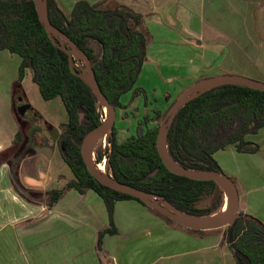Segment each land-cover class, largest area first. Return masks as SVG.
Here are the masks:
<instances>
[{"label":"trees","instance_id":"trees-1","mask_svg":"<svg viewBox=\"0 0 264 264\" xmlns=\"http://www.w3.org/2000/svg\"><path fill=\"white\" fill-rule=\"evenodd\" d=\"M45 3L49 21L86 55L101 91L114 108L122 107L120 97L126 92L132 90V98L142 92L134 87L147 58V38L138 28L141 14L121 4L102 7L100 2L87 0H77L68 12L55 0ZM0 49L21 57L14 81L17 87L29 68L43 99L61 98L68 119L61 135L60 151L73 178L64 188L47 192L49 204L67 188L80 193L86 189L97 192L109 218V227L101 232L100 242L102 234L115 232L112 215L116 200L131 198L144 204L137 197L101 184L82 160L81 142L102 121V108L88 85L71 71L68 55L49 39L33 0H0ZM148 121L149 116L145 115L137 122L136 133L121 141L113 124L107 139L109 151L108 147L105 149L107 174L119 182L159 195L187 214L206 216L217 212L222 205L221 187L213 180L191 179L169 171L156 149L158 126H149ZM262 126L264 91L220 85L190 99L177 111L167 132L169 154L184 168L223 172L213 154L228 144H234L237 151L256 152L258 145L245 136L256 133ZM19 137L17 133L15 139ZM102 157V151H96L97 163ZM208 197L209 205L198 206ZM225 239L236 264H264V223L258 218L240 212L233 224L226 226Z\"/></svg>","mask_w":264,"mask_h":264},{"label":"crops","instance_id":"crops-1","mask_svg":"<svg viewBox=\"0 0 264 264\" xmlns=\"http://www.w3.org/2000/svg\"><path fill=\"white\" fill-rule=\"evenodd\" d=\"M55 1L65 10V0ZM76 1L72 0L70 6ZM87 1L100 2L102 7L121 4L141 14L138 28L147 38L145 61L167 58L170 63V56L186 49L189 61H185V70L192 76L211 64L210 50H214L217 58H213L211 68L226 65L224 38L231 28L225 19L234 15L226 10L228 0ZM65 7L66 11L71 9ZM202 33H217L222 41L211 49L204 47L200 41ZM230 37L238 45L234 42L228 57L238 58L257 73L264 72L253 59L244 61L245 57L240 56L243 52H239L250 47L261 49L264 41L252 35ZM203 48L206 52H202ZM155 53L159 55L156 57ZM20 62L17 53L0 49V264H236L224 235L191 231L131 198L114 202L115 232L102 234L99 242L101 232L109 227V218L97 192L86 189L80 193L67 188L49 204L47 192L64 188L73 178L57 146L49 158L24 154L14 166L15 179L2 159L19 132L11 88ZM21 87L30 104L49 124L59 128L67 122L61 98L43 99L29 68L25 69ZM245 137L258 145L256 152L237 151L234 144H228L213 156L223 172L234 177L242 212L264 223V126ZM24 190L37 192L38 200Z\"/></svg>","mask_w":264,"mask_h":264},{"label":"rangeland","instance_id":"rangeland-1","mask_svg":"<svg viewBox=\"0 0 264 264\" xmlns=\"http://www.w3.org/2000/svg\"><path fill=\"white\" fill-rule=\"evenodd\" d=\"M71 1L72 0H65V6L71 7ZM65 6L64 11L68 12L66 11L67 8ZM227 8V12H232L234 15L227 16L225 19L226 25L231 28V30L226 31L224 38L225 44L227 45L226 65L211 68V66L214 64V59L217 58V52H215L214 50H210L211 64L203 67L204 69L197 71V74H194L192 76L189 75V73L185 70L187 67L185 65V61H189V56L187 54L186 49L177 50L175 52L176 56H170L172 57V61L170 63L167 58L166 60L157 61L156 59H153V61H145L141 67V70L137 76L134 85V87L141 88L142 92H140L133 98L132 90L126 92L120 97L122 107L115 108L114 124L116 128V137L119 141L124 140L129 135L136 133L137 122L139 120H142L145 115L149 116V126H158L163 115L165 114L170 104L174 101V99L183 90H185L193 81L199 78L225 73L240 74L256 80L264 81V72L261 71L257 73L255 70L248 69L247 67H245L242 61L238 58L231 60V58L228 57V54L230 53L229 48H234L235 46L233 44L236 43L234 37L231 38L230 36L235 35L240 37L242 35H252L254 38L258 36L259 39L264 41V0H228ZM232 25L233 27H231ZM200 38V41L204 43L203 46L209 47L210 49L216 46L215 44L217 41H222L221 37L218 38L217 33H202ZM237 45L238 44L236 43V46ZM151 51L154 52L157 50L151 49ZM241 51L243 53H241ZM202 52H206L205 48H203ZM239 52L241 53L240 56L242 55L245 57L244 61H246L247 63L248 61L253 59L255 62L260 64V70L264 68V47H262L261 49H254L253 47H250L247 50H239ZM155 55L157 57V55L159 54L155 53ZM221 61L222 59H220V62ZM233 61H235L234 64ZM84 63H86V61L83 62L82 65H84ZM157 111L159 112L156 114ZM39 124H41L42 127H45V123L42 124L39 121ZM141 126L143 127V124H141ZM59 130H62V126H59ZM109 136L110 132L108 131L107 134L102 135L98 139L96 145L92 149L93 160H95L96 151H103V144L108 142L107 139ZM102 155L103 157L101 159V162L98 163H101L102 165L104 164V171L107 173V157L103 154V152ZM8 159L9 158H7L6 160H2L5 163L9 161ZM1 169L4 168L1 167ZM228 176L233 181H235L233 176ZM210 202L211 198H204L198 203V206L204 207L209 205ZM241 207L242 202L239 201V212H242ZM205 232L211 235H224L225 237L226 226L217 229L207 230Z\"/></svg>","mask_w":264,"mask_h":264},{"label":"water","instance_id":"water-1","mask_svg":"<svg viewBox=\"0 0 264 264\" xmlns=\"http://www.w3.org/2000/svg\"><path fill=\"white\" fill-rule=\"evenodd\" d=\"M33 3L39 21L44 26V29L46 30L49 39L54 45H57L68 55V62L71 71L75 75L80 77L88 85L92 93L95 95L98 104L104 111V117L102 121L85 134L80 145V154L88 172L101 184L109 188H112L116 191L137 197L146 206L158 211L165 217L187 228L194 230H211V229H217L224 226L232 225L235 219L240 216V213L238 211L239 195L234 181L223 172H216L212 170L188 169L182 167L180 164L175 162L172 159L171 155L169 154V150L167 146V132L177 111L187 101L203 93L204 91L225 84L247 86L250 88H255L264 91V81L256 80L240 74H225V73L199 78L193 81L185 90H183L174 99V101L170 104L165 114L163 115L158 125V131L156 135V149L164 166L169 171L175 174L183 175L191 179L215 181L222 189L221 204H223V200H224V187H226L230 193V207L228 212L224 216L209 221H201L195 219L200 217H210L215 213L219 212L220 209L211 215H206V216L190 215L178 210L177 208L172 206L169 202L163 200L159 195L146 192L144 190H141L126 183L119 182L115 180L111 174H107L105 171L101 172L100 170H98L96 161L89 157L88 141L91 137H93L98 133H102L104 131L110 132L114 124L115 108L113 107V105L110 104L107 97L101 91L93 75L90 62L86 57V55L80 49H78L77 46L63 32H61L49 21L47 16L45 0H33ZM57 40H59V43L57 42ZM77 51L85 56L91 74H89L87 70H85L86 69L85 63L83 67L80 66L83 63V61H81L78 58L77 54H75ZM81 117H82V113L79 114V120L81 119ZM40 151H44L45 156L49 158L52 155L53 149L51 147H47V148L45 147ZM165 203L167 205H165Z\"/></svg>","mask_w":264,"mask_h":264},{"label":"flooded vegetation","instance_id":"flooded-vegetation-1","mask_svg":"<svg viewBox=\"0 0 264 264\" xmlns=\"http://www.w3.org/2000/svg\"><path fill=\"white\" fill-rule=\"evenodd\" d=\"M11 97L14 112L18 119L19 132L17 133H20V137L18 140L14 139L11 148H9L4 155V159L6 160L9 158V161L5 162L6 168L14 176V166L18 164L24 154H42L45 156V152L40 150L45 147H51L54 149L56 146L60 151V139L64 129V124L61 125L62 130H59V128H55L49 124L30 104L29 100L24 95L21 86L17 87L13 84V87L11 88ZM39 121L42 124L45 123V127H42L41 124H39ZM102 152L105 155V151L103 150ZM15 183L16 185H19L17 181H15ZM19 187L22 188L21 186ZM25 192H29V194H27L29 197L34 196V200H38L36 197L37 192L33 191L30 193V190H26Z\"/></svg>","mask_w":264,"mask_h":264},{"label":"bare ground","instance_id":"bare-ground-1","mask_svg":"<svg viewBox=\"0 0 264 264\" xmlns=\"http://www.w3.org/2000/svg\"><path fill=\"white\" fill-rule=\"evenodd\" d=\"M75 54H77L78 58L81 61H83V62L86 61L85 56L82 53L77 51ZM85 65H86V69L85 70H87V72L89 74H91L87 61H86ZM80 66L83 67L84 65L81 64ZM107 133H108V131H104L102 133H98V134L94 135L93 137H91L89 139V141H88V152H89V157L91 159H92V149H93V147L96 145V143H97L98 139L100 138V136H102L103 134H107ZM96 165H97L98 170H100L101 172H104V167H103L104 164L102 165L101 163H98ZM165 205H167V204L165 203ZM229 207H230V193L227 190V188L224 187V200H223V204L220 207L219 212L215 213L214 215H212L210 217H200V218H195V219H198V220H201V221H209V220H212V219H215V218H219L221 216H224L228 212Z\"/></svg>","mask_w":264,"mask_h":264},{"label":"built area","instance_id":"built-area-1","mask_svg":"<svg viewBox=\"0 0 264 264\" xmlns=\"http://www.w3.org/2000/svg\"><path fill=\"white\" fill-rule=\"evenodd\" d=\"M106 146H108V151H109V148H110V144H109V142L103 144V147H104L103 150H104V151H105V149L107 148Z\"/></svg>","mask_w":264,"mask_h":264}]
</instances>
